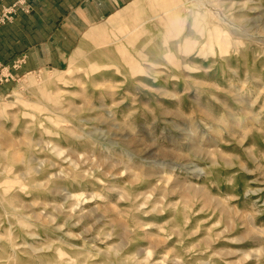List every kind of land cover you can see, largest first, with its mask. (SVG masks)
<instances>
[{
  "label": "rangeland",
  "instance_id": "1",
  "mask_svg": "<svg viewBox=\"0 0 264 264\" xmlns=\"http://www.w3.org/2000/svg\"><path fill=\"white\" fill-rule=\"evenodd\" d=\"M0 163V264H264V0L125 8L10 84Z\"/></svg>",
  "mask_w": 264,
  "mask_h": 264
},
{
  "label": "crops",
  "instance_id": "2",
  "mask_svg": "<svg viewBox=\"0 0 264 264\" xmlns=\"http://www.w3.org/2000/svg\"><path fill=\"white\" fill-rule=\"evenodd\" d=\"M140 0H0V98L16 79L67 64L81 40Z\"/></svg>",
  "mask_w": 264,
  "mask_h": 264
},
{
  "label": "bare ground",
  "instance_id": "3",
  "mask_svg": "<svg viewBox=\"0 0 264 264\" xmlns=\"http://www.w3.org/2000/svg\"><path fill=\"white\" fill-rule=\"evenodd\" d=\"M160 2V1H159ZM130 10L131 11H138V10H140V6L139 5H134V6H132L131 8H130ZM58 77V76H57ZM44 81H45V83L46 84H48L49 86H51V87H56V88H58L60 85H62V84H64L63 82H62V80L58 77V78H55V77H47L46 79H44ZM46 93V92H45ZM41 94V96H42V98H47V96H46V94ZM49 103V102H48ZM50 103H52V102H50ZM33 111H37V112H40L41 111V109L40 108H38V109H35V110H33ZM31 117L32 118H34V115H32L31 114ZM14 147V146H13ZM10 148V147H9ZM4 149V148H3ZM15 150V149H14ZM3 152V151H2ZM16 152V151H15ZM12 153V152H11ZM10 153V154H11ZM13 154H14V152H13ZM16 154V153H15ZM18 154H19V152H18ZM18 158V157H17ZM19 159V158H18ZM18 159H15L16 161L18 160ZM7 168H3L2 167V165H1V163H0V173H9V172H11V170L9 169V172H7ZM10 184V182H2V183H0V185L2 186V187H5L4 185H6V187L8 186Z\"/></svg>",
  "mask_w": 264,
  "mask_h": 264
},
{
  "label": "built area",
  "instance_id": "4",
  "mask_svg": "<svg viewBox=\"0 0 264 264\" xmlns=\"http://www.w3.org/2000/svg\"><path fill=\"white\" fill-rule=\"evenodd\" d=\"M10 13L11 12H7V15H5V17H4V14L0 15V24L5 22L6 20H8L10 18Z\"/></svg>",
  "mask_w": 264,
  "mask_h": 264
}]
</instances>
